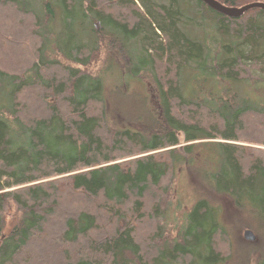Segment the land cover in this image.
<instances>
[{
    "label": "trees",
    "instance_id": "1",
    "mask_svg": "<svg viewBox=\"0 0 264 264\" xmlns=\"http://www.w3.org/2000/svg\"><path fill=\"white\" fill-rule=\"evenodd\" d=\"M215 1L230 8L264 3ZM60 2L69 32L78 14L91 32L69 34L53 52L44 17L21 0H0V95L8 99L0 107V264H225L233 246L207 202L194 206L173 239L162 229V210L176 168L194 169L180 150L219 140L220 171L209 184L239 205L248 200L264 219V106L241 105L236 94L188 100L181 72L192 65L207 72L209 63L221 84H264V11L227 18L194 0L229 40L219 61L182 29L177 0ZM110 40L153 71L159 98L142 132L109 124L98 77L50 59L61 54L88 68ZM9 207L18 214L12 228Z\"/></svg>",
    "mask_w": 264,
    "mask_h": 264
},
{
    "label": "rangeland",
    "instance_id": "2",
    "mask_svg": "<svg viewBox=\"0 0 264 264\" xmlns=\"http://www.w3.org/2000/svg\"><path fill=\"white\" fill-rule=\"evenodd\" d=\"M21 1L24 6L36 11L41 19L44 17L45 30L51 36L50 43L53 44V52L58 44L56 41L61 39V43L68 42L71 38L69 34L83 33L86 35L91 32L90 23L81 22L83 18L79 14L74 24L71 25L72 32L68 31V16L60 0ZM152 1L162 5L170 3V0ZM177 2L178 8L186 18V24L182 29L190 39L207 47L210 59L215 56L219 61L224 60L226 54L222 48L227 46L229 40L220 38L221 36L215 33L211 14L198 6L194 0H177ZM47 12H51L50 18H46ZM93 31L99 35L100 26L94 24ZM83 43H87L86 38L83 39ZM122 51L121 44L112 43L110 40L106 48L103 46L98 60L88 68L67 63L61 54L50 59H57L62 64L79 67L80 70L87 69V74L98 77L100 79L98 82L104 90L109 124L125 130L142 132L145 127L147 129L151 127L154 119L153 111L157 108L155 96L159 98L157 94L155 95L153 71L139 66L132 60L131 54L128 56ZM49 52L51 51H47L48 56ZM132 54H135L138 59L142 55L141 48L136 45ZM208 66H210L209 63ZM208 66V73L205 70H195L193 65L182 69L181 89L186 99L195 98L197 94L199 98L212 102L214 96L219 99L226 95L236 94L241 99V105L246 102L255 107L264 106V84H257L255 81L248 83L227 81L221 84L217 78L212 76L214 75L212 67ZM128 68L136 69L130 71ZM14 69L12 68L13 71ZM261 75L257 71L252 73L253 77L262 78ZM118 89H122L125 95L119 93ZM0 107H8L6 95H0ZM180 142L181 147L187 146L183 135L180 137ZM219 142L223 143L219 140L203 141L201 144L195 143L197 145L188 152L184 149L180 150L181 156H187L185 160L190 162L194 169L184 166L176 168L166 205L162 210L160 222L162 229L165 236L168 233L172 239L178 237L179 230L185 224V219L190 216L194 206L200 201L207 202L214 212L216 223L225 230L233 246L232 256L225 264H264V219L257 215V210L248 200H245L243 205L242 203L239 205L233 196L216 192L215 187L208 182L212 174L220 171V148L215 145ZM14 209L11 207L6 213L8 228H12L18 219V214ZM246 231L253 234L254 242L245 239Z\"/></svg>",
    "mask_w": 264,
    "mask_h": 264
},
{
    "label": "water",
    "instance_id": "3",
    "mask_svg": "<svg viewBox=\"0 0 264 264\" xmlns=\"http://www.w3.org/2000/svg\"><path fill=\"white\" fill-rule=\"evenodd\" d=\"M208 8L213 10L214 12L223 15L227 18H241L244 14L253 11V10H261L264 11V3H253L250 5H246L241 8H230L225 5L218 3L215 0H198ZM245 239L249 242H254L255 237L250 231H246L244 235Z\"/></svg>",
    "mask_w": 264,
    "mask_h": 264
},
{
    "label": "bare ground",
    "instance_id": "4",
    "mask_svg": "<svg viewBox=\"0 0 264 264\" xmlns=\"http://www.w3.org/2000/svg\"><path fill=\"white\" fill-rule=\"evenodd\" d=\"M221 4V3H220Z\"/></svg>",
    "mask_w": 264,
    "mask_h": 264
}]
</instances>
